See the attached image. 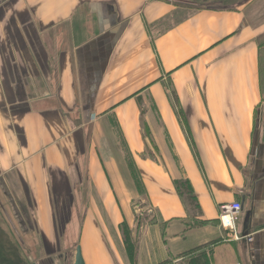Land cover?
I'll return each mask as SVG.
<instances>
[{
    "label": "crops",
    "instance_id": "crops-1",
    "mask_svg": "<svg viewBox=\"0 0 264 264\" xmlns=\"http://www.w3.org/2000/svg\"><path fill=\"white\" fill-rule=\"evenodd\" d=\"M186 1L0 0V264H264V0Z\"/></svg>",
    "mask_w": 264,
    "mask_h": 264
},
{
    "label": "trees",
    "instance_id": "trees-1",
    "mask_svg": "<svg viewBox=\"0 0 264 264\" xmlns=\"http://www.w3.org/2000/svg\"><path fill=\"white\" fill-rule=\"evenodd\" d=\"M260 50L261 53L264 52V42L260 44ZM132 166L133 165H131V167ZM175 185L178 193L187 200L188 204L192 207L191 209L198 210L199 208L198 202L190 182L187 180H181L175 182ZM136 186L137 188H142V182L139 179L136 180ZM122 231H123L126 255L128 257L130 264H135L136 256H137V243L134 239L131 229L129 228L126 222L122 225ZM188 264H211V262L204 253L196 257H191L188 260Z\"/></svg>",
    "mask_w": 264,
    "mask_h": 264
},
{
    "label": "built area",
    "instance_id": "built-area-1",
    "mask_svg": "<svg viewBox=\"0 0 264 264\" xmlns=\"http://www.w3.org/2000/svg\"><path fill=\"white\" fill-rule=\"evenodd\" d=\"M220 210V225L224 230L233 231L236 240L247 239L249 243L254 241L252 235L246 237H240L237 233V221L238 217L242 211V205L239 202H234L230 204H222L219 207Z\"/></svg>",
    "mask_w": 264,
    "mask_h": 264
},
{
    "label": "rangeland",
    "instance_id": "rangeland-1",
    "mask_svg": "<svg viewBox=\"0 0 264 264\" xmlns=\"http://www.w3.org/2000/svg\"><path fill=\"white\" fill-rule=\"evenodd\" d=\"M175 4L176 3H178V4H187V3H190V2H188V1H186V0H172ZM193 5V4H192ZM125 156V155H124ZM125 167L127 166V165H124ZM129 166V165H128ZM130 167V166H129ZM132 187L133 188H136L135 187V183H133L132 184ZM146 203L145 202H143V201H137V202H135L134 203V210H137V211H140V214H142L144 217H138L139 219H142V220H144V219H146L147 218V220L148 221H153L156 217H155V214L154 213H149V210L146 208ZM136 215L138 216V213H136ZM153 218V219H152ZM144 222H146L145 220H144ZM193 225H195V224H193ZM122 233H123V231H122ZM128 258V257H127Z\"/></svg>",
    "mask_w": 264,
    "mask_h": 264
},
{
    "label": "water",
    "instance_id": "water-1",
    "mask_svg": "<svg viewBox=\"0 0 264 264\" xmlns=\"http://www.w3.org/2000/svg\"><path fill=\"white\" fill-rule=\"evenodd\" d=\"M75 264H86L85 261H84V258H83V255H82V249H81L80 246L77 248Z\"/></svg>",
    "mask_w": 264,
    "mask_h": 264
}]
</instances>
